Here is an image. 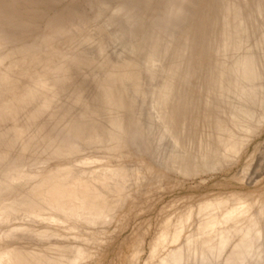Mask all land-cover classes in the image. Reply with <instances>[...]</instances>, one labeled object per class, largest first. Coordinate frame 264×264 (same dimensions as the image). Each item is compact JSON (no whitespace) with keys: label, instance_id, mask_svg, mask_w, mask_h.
<instances>
[{"label":"bare ground","instance_id":"bare-ground-1","mask_svg":"<svg viewBox=\"0 0 264 264\" xmlns=\"http://www.w3.org/2000/svg\"><path fill=\"white\" fill-rule=\"evenodd\" d=\"M61 1L0 0V264L91 263L90 231L159 180L150 162L121 160L134 149L193 175L238 163L264 129V0H96L91 17L49 15ZM86 149L118 161L47 167ZM256 206H201L181 244L186 212L145 264H217L227 249L224 264H251L264 251Z\"/></svg>","mask_w":264,"mask_h":264},{"label":"rangeland","instance_id":"rangeland-1","mask_svg":"<svg viewBox=\"0 0 264 264\" xmlns=\"http://www.w3.org/2000/svg\"><path fill=\"white\" fill-rule=\"evenodd\" d=\"M62 1L59 5L57 4L54 7L55 9L53 8L50 11L49 15H53L56 11L61 9H64L67 12H82L87 17H91V15L94 14L90 3L96 0ZM41 24L44 25V23ZM153 150L154 148L152 146H148L147 150L141 153L134 149L131 156L129 155L130 157L121 158V160L123 159L125 162L127 159L130 162L127 161L126 163L132 165L144 162V160L146 161V164L147 162H150L148 164H152L153 168L160 174V177L157 178L159 180H152L155 182L150 181L151 184L150 182H147V184L145 183L143 188L141 186L138 189H132L130 191L131 197L126 200L128 203L125 202L123 208L120 209L122 211L119 210L117 212L118 214H115L116 217L110 222H113L112 224L109 223L103 228L97 227L90 231L91 235L99 236L100 238L98 237V239L102 241H100V243L98 240V243L95 242L97 245L93 244L92 251L93 254H95L89 264H145L151 254V242L159 235L163 226L168 222H171V220L172 223L178 222L182 217L188 215L189 212H193V221L188 227H186L181 236V240L179 241L183 244L200 225L202 219L200 218L199 213L205 204L208 205L215 202H223L225 203V207L222 209V213H224L230 207L236 205V203L238 204L242 197H248L255 202V205L259 204V206H256L257 210L261 204V207H263L264 129L261 133L256 134L252 138L248 147L241 154L238 163H226L218 168L206 167L203 169L206 171L204 172L201 170L199 172L200 174H183L175 169H171L172 167L163 165ZM113 156L114 154L112 152L86 149L85 151L69 157L54 159L48 163L50 166L47 167H60V165L70 167L76 165L79 169H89L100 166L101 163V165H104L110 160L114 161L115 159ZM92 157L95 158V160H98L94 162L96 164L94 165L93 162H91L92 164L90 163V165H88V163L86 164V160H89V158ZM78 161H80V163ZM117 161L118 159L114 162ZM81 164L88 166L82 167ZM243 171H247V173L244 174ZM260 200L262 201L257 204ZM201 206L203 207L201 208ZM255 211H252L251 213H255ZM186 212L187 214L185 215ZM242 222H240V224L245 226L246 221ZM240 239V235H235L231 242L232 246L238 244ZM179 245V243L168 245L165 248V251L161 254L165 255ZM226 253L222 255L223 257L218 260L217 264H224L226 262V258H228L229 255L228 249ZM134 256H137L138 259L133 260ZM258 260L251 262V264H264V251L262 255L258 257Z\"/></svg>","mask_w":264,"mask_h":264}]
</instances>
